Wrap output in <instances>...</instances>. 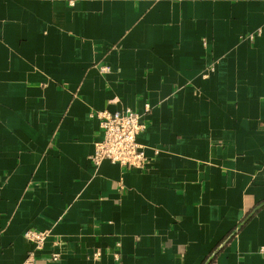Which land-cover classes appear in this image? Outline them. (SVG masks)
Segmentation results:
<instances>
[{
  "label": "crops",
  "instance_id": "obj_1",
  "mask_svg": "<svg viewBox=\"0 0 264 264\" xmlns=\"http://www.w3.org/2000/svg\"><path fill=\"white\" fill-rule=\"evenodd\" d=\"M146 103L147 167L96 166L93 112ZM28 229L36 264H264V0H0V264Z\"/></svg>",
  "mask_w": 264,
  "mask_h": 264
},
{
  "label": "built area",
  "instance_id": "obj_2",
  "mask_svg": "<svg viewBox=\"0 0 264 264\" xmlns=\"http://www.w3.org/2000/svg\"><path fill=\"white\" fill-rule=\"evenodd\" d=\"M262 32L258 30V34ZM102 73H108L110 66L101 65ZM151 110L150 104L146 103L139 111L126 107L122 110L111 111L108 109L93 112L100 120L102 137L95 140L94 152L91 159L96 166L104 160L120 164L124 168H145L149 164V157L146 155L143 145L138 141V136L147 128L145 115ZM50 233L36 229H28L25 232L26 238L32 243V248L21 264H36L38 251L44 245ZM264 252V246L260 248ZM96 253L95 255H97ZM60 254L53 252L52 260H58Z\"/></svg>",
  "mask_w": 264,
  "mask_h": 264
}]
</instances>
